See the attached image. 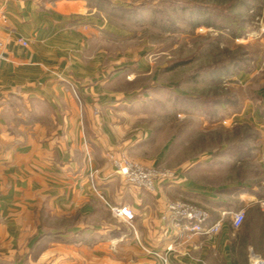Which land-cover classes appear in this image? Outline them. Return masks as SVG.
Instances as JSON below:
<instances>
[{"label":"crops","instance_id":"obj_1","mask_svg":"<svg viewBox=\"0 0 264 264\" xmlns=\"http://www.w3.org/2000/svg\"><path fill=\"white\" fill-rule=\"evenodd\" d=\"M102 2L0 0V264L240 263L250 244L233 213L257 199L213 181L218 160L179 162L181 179L153 191L114 172L110 155L162 164L170 139L152 151L149 84H137L149 62L107 56ZM174 199L207 209L206 227L220 230L188 235L164 219ZM121 205L133 223L111 210Z\"/></svg>","mask_w":264,"mask_h":264},{"label":"rangeland","instance_id":"obj_2","mask_svg":"<svg viewBox=\"0 0 264 264\" xmlns=\"http://www.w3.org/2000/svg\"><path fill=\"white\" fill-rule=\"evenodd\" d=\"M101 7L111 28L107 56L149 62V78L137 84H149V125L159 143L152 151L170 139L154 167L181 173L179 162L213 158V181L263 198L264 0H104ZM244 212L250 245L240 264H254V254L264 260V209L256 202Z\"/></svg>","mask_w":264,"mask_h":264},{"label":"built area","instance_id":"obj_3","mask_svg":"<svg viewBox=\"0 0 264 264\" xmlns=\"http://www.w3.org/2000/svg\"><path fill=\"white\" fill-rule=\"evenodd\" d=\"M5 15L2 16L1 22H6ZM19 42L27 46L28 41L24 38H20ZM4 55V42L0 36V59ZM114 172L122 177L126 182L139 188L153 191L156 188V184L167 181H178L181 179V173L162 170L154 166H148L136 162L127 155L121 156H109ZM98 169L92 168L89 172V178L93 186L95 185V179L98 175ZM258 204L264 209V197L257 199ZM111 210L119 218L133 223L135 214L133 210L127 205L112 206ZM209 211L203 207H200L192 202L185 200H171L166 203L163 213L164 219H169L177 227H180L188 235L196 233H216L220 230L221 220L217 221L210 227H206V223L209 220ZM245 220L244 210L233 213V226L240 227ZM254 264H264V260L254 254Z\"/></svg>","mask_w":264,"mask_h":264},{"label":"trees","instance_id":"obj_4","mask_svg":"<svg viewBox=\"0 0 264 264\" xmlns=\"http://www.w3.org/2000/svg\"><path fill=\"white\" fill-rule=\"evenodd\" d=\"M241 226H242V225H241ZM241 226H240V227H241ZM244 235H245V233H244ZM245 242H246V239L243 240L244 245H245ZM249 242H250V241H249ZM235 264H240V263H239V262H237V263L235 262Z\"/></svg>","mask_w":264,"mask_h":264}]
</instances>
